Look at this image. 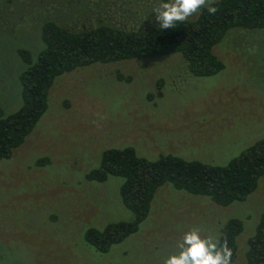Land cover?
<instances>
[{"label":"rangeland","instance_id":"374dc122","mask_svg":"<svg viewBox=\"0 0 264 264\" xmlns=\"http://www.w3.org/2000/svg\"><path fill=\"white\" fill-rule=\"evenodd\" d=\"M160 2L0 0L3 114L21 104L18 76L25 63L17 51L25 48L35 59L44 21L73 30L149 29L159 25L152 11ZM213 51L224 67L204 77L189 74L179 54L95 62L58 75L35 127L0 160V264H164L184 232L197 227L219 235L229 217L244 223L231 264H246L264 176L245 200L228 206L165 183L136 232L106 252L84 240L87 227L133 218L119 194L122 177L85 178L104 149L132 146L147 159L171 153L224 165L264 136V28H232ZM41 158L45 163L36 164Z\"/></svg>","mask_w":264,"mask_h":264},{"label":"trees","instance_id":"16d2710c","mask_svg":"<svg viewBox=\"0 0 264 264\" xmlns=\"http://www.w3.org/2000/svg\"><path fill=\"white\" fill-rule=\"evenodd\" d=\"M215 7V15L202 8L195 17L178 22L172 29L157 25L135 30L100 24L73 30L54 20L44 21L40 29L43 47L35 59L25 48L17 51L25 63L18 76L21 104L7 115L0 107V160L9 158L35 127L47 109L55 78L76 67L179 54L186 71L193 76H210L222 70L224 63L214 53V46L232 28H264V0H217ZM44 161L46 158L38 159L36 164ZM109 175L123 178L119 194L133 218L110 222L102 229L87 227L84 240L99 252H106L112 244L138 230L149 214L157 189L165 183L206 196L222 206L245 200L264 176V136L224 165L171 153L147 159L137 155L132 146L109 147L102 151L99 165L90 169L85 178L102 182ZM262 204L254 231L246 239V264H264V197ZM243 229V220L237 217H229L219 226L221 242L226 238L232 250L231 262L236 258L237 237Z\"/></svg>","mask_w":264,"mask_h":264},{"label":"clouds","instance_id":"9594fccd","mask_svg":"<svg viewBox=\"0 0 264 264\" xmlns=\"http://www.w3.org/2000/svg\"><path fill=\"white\" fill-rule=\"evenodd\" d=\"M217 0H161L153 9L155 21L161 29L175 28L200 9L206 8L210 15L218 11ZM177 251L170 253L164 264H231L232 250L227 239L221 242L219 235H203L197 227L183 233L177 241Z\"/></svg>","mask_w":264,"mask_h":264}]
</instances>
